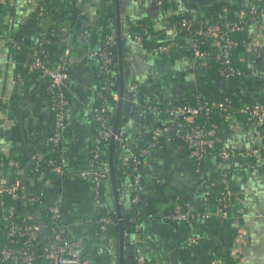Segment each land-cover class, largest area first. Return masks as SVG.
<instances>
[{
  "label": "crops",
  "instance_id": "1",
  "mask_svg": "<svg viewBox=\"0 0 264 264\" xmlns=\"http://www.w3.org/2000/svg\"><path fill=\"white\" fill-rule=\"evenodd\" d=\"M35 3H0V182L11 176L10 160L17 161L24 172L34 154L48 151L46 140L53 122L48 85L32 68L31 57L37 53V41L54 26L56 42L42 58L57 68L65 50H73L66 82L70 105L61 146L73 172L85 169L90 157L96 129L93 109L98 104L102 80L100 61L92 54L100 51L107 35H121L113 83L119 92L124 87V101L120 109L118 105L113 107V120L135 148L148 141L154 128L173 123L169 112L184 101L232 100L253 106L264 100V18L249 19L251 7L264 6V0H50L44 17L36 15ZM183 16L221 26L246 21L233 35L235 63L242 73L238 79L223 83L214 60L202 64L195 57V39L180 34L177 28ZM143 29L148 30V36L135 40L134 34ZM20 40L22 48H15L14 43ZM164 45H169V53L160 52ZM216 48L215 41L205 46L211 52ZM132 85L137 86L135 96L129 92ZM146 102L153 109H146ZM215 122L218 143L237 155L226 184L238 192L230 217L223 218L215 203L225 186L227 164L210 151L203 163L206 183L202 182L186 147L175 139L172 129L164 145L151 152L138 176L141 247L151 264H210L213 257L219 264H264V128H256L243 116H216ZM253 149H260L261 154L255 158L242 156ZM116 176L119 205L124 220L130 223L136 214L131 203L132 177L117 171ZM27 191L33 195L43 191L46 205H61L71 253L85 264H121L122 252L127 259L119 228L111 230L105 239L96 235L91 223L96 207L88 179L62 181L51 177L47 182L28 183ZM206 194L211 198L209 203L203 201ZM104 198L106 214L116 216L110 178L105 183ZM187 203L196 214L207 217H196L190 224L164 218L184 209ZM5 204L0 197V250L5 244ZM24 206V201L16 203L19 215L24 214ZM127 226L126 238L133 246L135 235ZM241 232L248 233L250 239L244 253H240ZM193 237L201 238L200 244L190 246ZM39 245L41 250L43 243Z\"/></svg>",
  "mask_w": 264,
  "mask_h": 264
},
{
  "label": "built area",
  "instance_id": "2",
  "mask_svg": "<svg viewBox=\"0 0 264 264\" xmlns=\"http://www.w3.org/2000/svg\"><path fill=\"white\" fill-rule=\"evenodd\" d=\"M5 0H0L4 3ZM50 0H36L35 7L39 17H44L47 5ZM264 18V6H252L249 19ZM246 24L240 21L236 24L221 26L215 22H204L194 17L184 18L180 23V31L191 34L195 39L194 54L199 61L204 64L215 55L219 65L218 71L223 83L238 79L241 76L239 68L234 64L233 51L236 49L233 35ZM148 36V30L143 29L141 33L134 34L133 38L142 41ZM54 40L43 36L37 43V53L32 55L31 66L47 81L48 94L50 98V109L53 115L52 132L48 136L46 143L48 151L46 153H36L32 156L29 168L23 172L19 168L17 161L10 160L8 168L11 176L4 178L0 182V197L6 200L5 215L3 224L5 228V244L0 250L1 264H85L79 257L72 255V242L69 238L68 230L62 219L61 205H46L44 192L33 195L27 191V184L39 181L47 182L51 177H58L62 181H68L83 177L88 179L92 186L96 216L91 221L98 237H107L114 228H118V219L115 215L106 214L107 203L104 198V187L110 178V165L108 151L110 142L115 140V153L118 155L116 171L122 175L132 177V198L131 203L136 211L131 219V229L135 235L133 245L134 264H151L141 247V219L138 207L142 200L139 191V173L147 163L151 152L161 148L164 142L169 139L171 130H174V137L187 149L188 158L193 161L200 174L202 182L206 183L203 170V163L210 151L218 153L220 158L227 164L223 172V182L225 184L221 195L215 198V203L223 218L230 217V211L238 192L229 188L227 179L231 173V164L236 160L237 155L220 145L216 138L217 124L214 116L217 113L221 118L237 117L242 114L247 121L256 128H264V100L257 105H247L245 103L210 102L198 99L194 103L184 102L178 108L170 111L173 123L154 128L148 141L141 147L135 148L130 139L121 132H114L113 124V104H118L120 94L114 88L113 67L115 63L117 37L113 34L107 35L100 51L92 54L100 61L102 80L97 91L98 104L93 109V119L95 132L91 139V149L88 165L85 169L71 171L67 166V161L62 154L63 131L67 124L66 111L70 105L66 82L69 78V71L72 65L70 48L64 53L62 62L57 68L43 61L42 55ZM131 37V36H130ZM192 37V38H193ZM211 41H215L217 48L214 51L205 50ZM23 41H16L14 47L21 49ZM169 45L160 48L161 53H169ZM129 92L135 96L137 86L129 87ZM146 109H153L151 103L143 105ZM55 151L61 154H54ZM261 154L260 149L245 151L242 156L255 158ZM44 166L47 171L44 170ZM30 169V174L28 170ZM47 184V183H45ZM24 201L25 212L19 215L16 211V203ZM204 203H209V194L203 197ZM206 218L207 215L196 214L192 206L187 203L185 208L178 210L164 218L168 221L190 224L196 218ZM240 253H244L249 246V236L246 232L240 235ZM201 238H191L189 245H198ZM39 243L43 247L39 250ZM101 251L103 252L104 249ZM210 264H219V260L213 257Z\"/></svg>",
  "mask_w": 264,
  "mask_h": 264
},
{
  "label": "water",
  "instance_id": "3",
  "mask_svg": "<svg viewBox=\"0 0 264 264\" xmlns=\"http://www.w3.org/2000/svg\"><path fill=\"white\" fill-rule=\"evenodd\" d=\"M120 38H121V35H118L117 40L119 41V43H120ZM115 62H117V59H115ZM119 94H120V100H119L118 104L114 103L112 106L115 107L118 105V107L120 109L122 102L124 101V87L123 86L121 87ZM113 123H114V120H113ZM114 132L115 133L121 132L119 130L116 122L114 123ZM116 144H118V143L115 142L114 139H112L110 142V146H109L110 180L112 181L113 191H114V196H115V202H116V206H117L116 217L118 219V228L120 230L121 248L125 249V247H126L127 255H128L127 259L124 260L123 252H122L121 264H129L128 259L130 261H133V263H134V255H133V246L129 245L130 239H127L126 234H125V227L128 225L129 222L124 220L125 213L122 211V209L119 205V199H118V193H117V187H118L119 181L117 180L115 166L119 160H118V155L115 153Z\"/></svg>",
  "mask_w": 264,
  "mask_h": 264
},
{
  "label": "trees",
  "instance_id": "4",
  "mask_svg": "<svg viewBox=\"0 0 264 264\" xmlns=\"http://www.w3.org/2000/svg\"><path fill=\"white\" fill-rule=\"evenodd\" d=\"M50 6V2H49V4L47 5V11L49 12V7ZM48 14V13H47ZM36 15L38 16V11L36 10ZM190 16H183L181 19H180V21H179V23H177V28H178V31H179V33L180 34H183V35H185V36H189V37H193L191 34H188V33H186V32H182V31H180V23L182 22V20L184 19V18H189ZM200 21H203V20H200ZM204 22H206V21H204ZM55 31H56V27L54 26V27H52V31L51 32H49V33H47L48 35H46V37H48V38H51V39H53L54 40V33H55ZM44 37H45V35H44ZM193 39H199V38H197V37H193ZM233 40H234V37H233ZM204 49H205V47H204ZM233 54H235V50L233 51ZM233 58H234V55H233ZM212 60H214L216 63H217V61H216V59H215V55H212V57H211V61ZM234 64H235V66H236V63H235V58H234ZM217 65H218V63H217ZM237 67V66H236ZM218 68H219V65H218ZM238 68V67H237ZM218 77H219V79H220V76H219V71H218ZM220 81H221V79H220ZM232 81V80H231ZM229 82V81H228ZM185 102V101H184ZM186 102H189V101H186ZM189 103H191V102H189ZM216 116H218L219 118H221L217 113L215 114V116H214V122H215V117ZM239 116H243L242 114H237V117H239ZM243 117H245V116H243ZM246 118V117H245ZM221 119H223V117L221 118ZM247 119V118H246ZM216 123V122H215ZM44 170L45 171H47V168L44 166ZM118 172V171H117ZM119 174H121V172H118ZM28 174H30V169L28 170ZM131 227H132V225H131V223H128V226H127V228L129 229V230H131ZM115 229H117V228H114V230Z\"/></svg>",
  "mask_w": 264,
  "mask_h": 264
},
{
  "label": "rangeland",
  "instance_id": "5",
  "mask_svg": "<svg viewBox=\"0 0 264 264\" xmlns=\"http://www.w3.org/2000/svg\"><path fill=\"white\" fill-rule=\"evenodd\" d=\"M70 50L73 51V50H72V47H70ZM71 55H72V54H71Z\"/></svg>",
  "mask_w": 264,
  "mask_h": 264
}]
</instances>
